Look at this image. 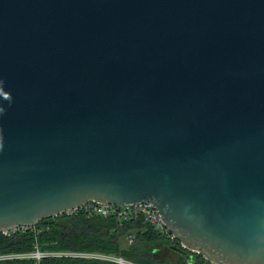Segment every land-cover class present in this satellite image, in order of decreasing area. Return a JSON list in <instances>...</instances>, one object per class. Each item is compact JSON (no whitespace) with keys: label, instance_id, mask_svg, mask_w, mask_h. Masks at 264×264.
<instances>
[{"label":"water","instance_id":"water-1","mask_svg":"<svg viewBox=\"0 0 264 264\" xmlns=\"http://www.w3.org/2000/svg\"><path fill=\"white\" fill-rule=\"evenodd\" d=\"M90 202L264 264V0H0V234Z\"/></svg>","mask_w":264,"mask_h":264},{"label":"trees","instance_id":"trees-1","mask_svg":"<svg viewBox=\"0 0 264 264\" xmlns=\"http://www.w3.org/2000/svg\"><path fill=\"white\" fill-rule=\"evenodd\" d=\"M134 235L133 240L127 237ZM174 244L147 226L142 219L125 222L117 227L114 218H87L60 215L41 221L33 228L18 229L10 236L0 234V264H35L30 258H3L10 255L31 254L36 250L45 257L39 264H112L104 261L71 257H56L50 254L70 252H93L103 255H121L136 264H210L196 253L175 259ZM167 253L162 259L159 253ZM184 258V259H183Z\"/></svg>","mask_w":264,"mask_h":264},{"label":"built area","instance_id":"built-area-1","mask_svg":"<svg viewBox=\"0 0 264 264\" xmlns=\"http://www.w3.org/2000/svg\"><path fill=\"white\" fill-rule=\"evenodd\" d=\"M66 216H74L76 214L85 216V217H99V218H114L117 221V227L121 228L122 225L130 220H139L142 219L143 222L151 227L154 231L159 233L161 236L165 237L170 244H174L176 240L170 233L169 229L164 225L157 211V208L152 203H136L129 204L123 206H110L104 205L100 203L90 202L85 206L75 209L72 211L65 212L62 215ZM59 215V216H60ZM22 228H12L2 232V235L10 236L13 232ZM134 235H129L127 239L129 241L133 240ZM50 256L56 257H71V258H79V259H87V260H96V261H104L112 264H136L131 261L125 260L121 255L109 256L103 255L99 253H91V252H70V253H56L50 254ZM45 255L41 254L37 250L31 254H18V255H10L3 258H30L35 260V264H39L40 260L44 258Z\"/></svg>","mask_w":264,"mask_h":264},{"label":"rangeland","instance_id":"rangeland-1","mask_svg":"<svg viewBox=\"0 0 264 264\" xmlns=\"http://www.w3.org/2000/svg\"><path fill=\"white\" fill-rule=\"evenodd\" d=\"M176 243H177V245H178V242L176 241V242H175V245H174V250H173L172 253H174L175 259H178V258H179V261H180V259L182 258V256H181L179 253H177L178 250H177ZM166 254H167V253H164V251H163L162 253H159V254H158V257H160V258L162 259L164 256H166ZM183 259H184V258H183Z\"/></svg>","mask_w":264,"mask_h":264}]
</instances>
